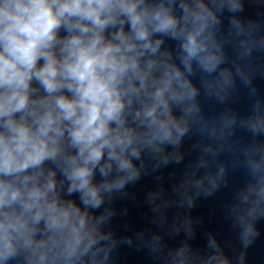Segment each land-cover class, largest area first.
<instances>
[{
	"label": "clouds",
	"instance_id": "1",
	"mask_svg": "<svg viewBox=\"0 0 264 264\" xmlns=\"http://www.w3.org/2000/svg\"><path fill=\"white\" fill-rule=\"evenodd\" d=\"M246 0H0V264H112L122 246L161 264H247L264 220V20ZM231 50V54L229 53ZM240 114L230 106L242 95ZM225 105L208 115L204 105ZM243 130L251 139L237 137ZM198 155L146 194L157 230L117 236L127 186ZM230 154L231 159L221 157ZM245 182L193 248L200 197ZM175 209L169 219V211ZM123 215H127L124 209ZM184 241L169 248L164 235Z\"/></svg>",
	"mask_w": 264,
	"mask_h": 264
},
{
	"label": "water",
	"instance_id": "2",
	"mask_svg": "<svg viewBox=\"0 0 264 264\" xmlns=\"http://www.w3.org/2000/svg\"><path fill=\"white\" fill-rule=\"evenodd\" d=\"M245 17L264 20V0H246ZM231 54V50L229 49ZM255 63L264 65V53L255 54ZM254 84L261 95H264V77L257 75ZM248 100L242 95L238 101L230 106L240 114H244L248 109ZM225 105L208 103L204 109L208 115L217 114L223 110ZM237 137L244 142H248L250 134L243 130L237 132ZM196 137H186L183 142L185 152L184 161L179 164H171L167 168H162L156 173L142 176L133 185L127 186L128 197L119 199L114 203L117 215L114 217L111 228L119 236L134 235L141 229L157 230L150 222L153 218L150 205L146 201V194L157 187H164L171 192L173 183L172 177L179 178L185 166L194 161L198 155L192 150ZM264 139V138H262ZM224 161L231 159L230 154L225 153L221 157ZM227 183L219 191L210 197H200L195 206L188 213L195 222V238L190 241L193 248L203 249L206 243V234L215 233L221 243L228 245L226 250L231 254L233 246L238 247L234 234L230 229V222L224 214L225 206L230 203L234 192L245 182L246 175L242 169L230 170L226 177ZM127 209V215H123ZM175 209L169 211V219L174 214ZM261 235L255 244L248 250L247 264H264V220L257 223ZM185 237L183 233L179 236L164 235V241L169 248L178 247ZM112 264H161V261L154 257L146 248L137 249L135 246L122 245L118 247L112 258Z\"/></svg>",
	"mask_w": 264,
	"mask_h": 264
}]
</instances>
